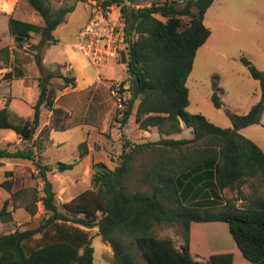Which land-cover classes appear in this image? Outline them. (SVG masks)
<instances>
[{
    "label": "trees",
    "instance_id": "trees-1",
    "mask_svg": "<svg viewBox=\"0 0 264 264\" xmlns=\"http://www.w3.org/2000/svg\"><path fill=\"white\" fill-rule=\"evenodd\" d=\"M96 1L107 11L118 7L123 25L126 48L119 61L126 64L131 84L116 109L119 128L133 113L139 129L178 133L183 122L192 136L142 142L123 138L119 162L113 168L93 163L92 187L58 206L46 174L50 168L37 159L43 139H33L41 109L54 115L52 126L40 131L48 138L52 128L67 127L62 124L66 111L83 104L94 103L104 115L105 98L114 82L103 80L63 93L66 87H76V77L64 72V66L47 67L43 55L57 42L53 31L73 6L54 9L49 0H27L43 24L8 15L7 31L18 47L38 35V41L29 45L37 50L30 62L38 70V95L33 103L9 95L0 107V129L12 130L27 141L14 150L0 147V157L33 162L43 195L35 194L25 209L35 214L40 201L49 215L34 227L1 233L0 264H94L90 231L95 227L112 250L113 264H264V151L239 133L261 121L264 70L241 58L250 76L259 81L260 97L244 114L226 110L232 125L217 126L200 113L186 111V78L197 49L210 35L204 14L213 0ZM183 17H188L186 23ZM0 57L8 60V47L0 48ZM12 76L7 72L6 78ZM212 78L211 101L221 108L217 76ZM125 91L120 82L118 93L123 96ZM84 153L79 151V159ZM76 162H61L60 170ZM1 185L12 196L18 195L19 190L11 191L12 180L5 179ZM225 188H236L238 196L224 197ZM236 200L243 204L237 205ZM6 207L4 202L0 217H10ZM173 224L183 237L178 247L171 238L156 234L158 226Z\"/></svg>",
    "mask_w": 264,
    "mask_h": 264
},
{
    "label": "rangeland",
    "instance_id": "rangeland-1",
    "mask_svg": "<svg viewBox=\"0 0 264 264\" xmlns=\"http://www.w3.org/2000/svg\"><path fill=\"white\" fill-rule=\"evenodd\" d=\"M49 1L54 9L73 6L53 31L57 42L49 45L43 55L47 67L64 66L63 71L67 72V66L72 65L71 72L76 77V87H66L62 92L82 89L103 80L114 82V87L110 90L114 102L111 101L110 95L105 98L108 108H105L104 115L100 116L99 107L94 103L83 104L77 109L66 111L62 124L67 127L62 130L52 128L48 138H43L44 135L40 131L44 126H52L54 115L47 109H41L39 125L33 132V139H43V148L38 150L37 159L50 168L46 174L55 193V203L60 206L81 191L92 187L93 163L102 162L113 168L119 162L123 138L132 142L157 140L160 137L188 138L192 136V131L183 122L182 130L178 133L166 134L157 128L142 130L134 122L133 113L119 128L120 123L115 117L116 109L121 106L118 105L122 102L121 97L127 98V88L131 84L126 64L119 61L121 54L93 65L78 50L77 40L79 29L89 18V0ZM182 1L180 0L181 3ZM147 3L149 1L143 2ZM91 5L100 6L96 0ZM109 10L114 19L119 16L118 7L113 5ZM8 15L43 24L41 17L30 7L27 0H0V48L9 49L8 60L0 57V107L9 95L22 97L30 103H33L38 95V70L36 65L30 62L32 54L37 50L29 46L38 41V35L33 34L22 47L16 46L7 31ZM187 21L188 17H183V22ZM204 24L210 29V35L197 49L192 69L186 78L189 94L186 111L200 113L217 126L230 127L232 122L226 110L244 114L260 97L259 81L250 76L241 58H247L257 69L264 70V0H213L204 14ZM7 72H12L13 76L6 78ZM18 72L22 75L17 76ZM213 75L217 76V94L222 102L221 108L214 107L211 101ZM120 82H123L126 89L123 96L118 93ZM239 133L253 140L264 151V113L259 123L243 127ZM26 144L27 141L21 140L14 131L0 129L1 148L14 150ZM81 150L86 153L79 159ZM74 160L77 162L71 168L60 170L61 162ZM7 172H11V175ZM5 179L12 180L11 191L19 190L18 195L12 196L11 192L1 185ZM42 186L43 182L32 161L0 157V209L4 202H7L6 209L10 212V217H0V234L34 227L49 215L40 201L36 202L35 214L31 215L25 209V204L31 202L35 194L38 197L43 195ZM242 190L246 192L247 186H243ZM222 195L228 198L238 196L236 188H225ZM242 202L236 200L237 205H242ZM90 232L93 263L113 264L110 246L102 242L96 227ZM156 234L159 237L171 238L177 247L183 242L181 230L176 224L160 225L156 228Z\"/></svg>",
    "mask_w": 264,
    "mask_h": 264
},
{
    "label": "built area",
    "instance_id": "built-area-1",
    "mask_svg": "<svg viewBox=\"0 0 264 264\" xmlns=\"http://www.w3.org/2000/svg\"><path fill=\"white\" fill-rule=\"evenodd\" d=\"M114 18L110 11L92 6L87 22L77 33L78 50L93 65L116 58L126 48L120 15Z\"/></svg>",
    "mask_w": 264,
    "mask_h": 264
},
{
    "label": "crops",
    "instance_id": "crops-1",
    "mask_svg": "<svg viewBox=\"0 0 264 264\" xmlns=\"http://www.w3.org/2000/svg\"><path fill=\"white\" fill-rule=\"evenodd\" d=\"M95 2V0H89V4H90V8H92V5H91V3H94ZM119 9V8H118ZM90 11H91V9H90ZM89 15H90V12H89ZM111 15H112V12H111ZM118 15H120V11L118 12ZM87 22V21H86ZM85 24V23H84ZM71 66L72 65H69V66H67V67H69V71H72V68H71Z\"/></svg>",
    "mask_w": 264,
    "mask_h": 264
}]
</instances>
